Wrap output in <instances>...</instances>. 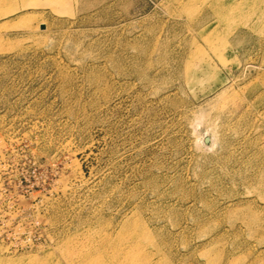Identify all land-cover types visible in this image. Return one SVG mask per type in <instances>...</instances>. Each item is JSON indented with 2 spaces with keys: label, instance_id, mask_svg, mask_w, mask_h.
<instances>
[{
  "label": "rangeland",
  "instance_id": "1",
  "mask_svg": "<svg viewBox=\"0 0 264 264\" xmlns=\"http://www.w3.org/2000/svg\"><path fill=\"white\" fill-rule=\"evenodd\" d=\"M0 264H264V0H0Z\"/></svg>",
  "mask_w": 264,
  "mask_h": 264
},
{
  "label": "bare ground",
  "instance_id": "2",
  "mask_svg": "<svg viewBox=\"0 0 264 264\" xmlns=\"http://www.w3.org/2000/svg\"><path fill=\"white\" fill-rule=\"evenodd\" d=\"M7 2V1H6Z\"/></svg>",
  "mask_w": 264,
  "mask_h": 264
},
{
  "label": "water",
  "instance_id": "3",
  "mask_svg": "<svg viewBox=\"0 0 264 264\" xmlns=\"http://www.w3.org/2000/svg\"><path fill=\"white\" fill-rule=\"evenodd\" d=\"M43 29V28H42Z\"/></svg>",
  "mask_w": 264,
  "mask_h": 264
}]
</instances>
